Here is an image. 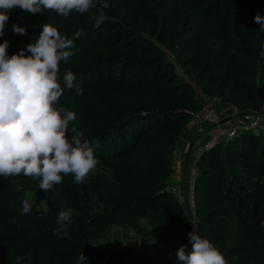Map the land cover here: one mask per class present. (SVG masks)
<instances>
[{
  "label": "trees",
  "instance_id": "1",
  "mask_svg": "<svg viewBox=\"0 0 264 264\" xmlns=\"http://www.w3.org/2000/svg\"><path fill=\"white\" fill-rule=\"evenodd\" d=\"M101 12L97 25L93 17ZM258 13L264 16V0H94L89 12L59 20L55 12L12 9L0 37L10 44L9 56L34 42L45 23L69 38L87 33L60 63L61 86L72 71L83 94L65 87L59 106L75 111L70 128L83 132L99 164L84 183L67 175L48 192L36 179L0 177V264H77L115 227L144 239L141 264H181L177 252L191 251L193 228L227 264H264L263 136L244 132L201 154L193 214L172 192L179 141L200 109L195 86L237 110L264 103ZM13 25L27 34H14ZM29 192L45 207H36ZM69 208L72 223L53 235L59 213ZM128 255L116 253L115 264H126Z\"/></svg>",
  "mask_w": 264,
  "mask_h": 264
},
{
  "label": "clouds",
  "instance_id": "2",
  "mask_svg": "<svg viewBox=\"0 0 264 264\" xmlns=\"http://www.w3.org/2000/svg\"><path fill=\"white\" fill-rule=\"evenodd\" d=\"M93 6L94 0H0V37L5 35L9 12L14 8L33 15L55 12L67 17L73 11L87 13ZM102 16L101 12L99 18L93 17L97 25ZM254 22L264 32V16L256 14ZM12 31L27 34L19 25H13ZM86 34L81 29L69 38L45 23L34 42L17 54L8 55L7 40L0 43V177L8 180L23 175L36 179L38 188L48 192L67 175L82 184L97 168L99 159L83 139V132L75 126L70 128L77 121L75 111L59 106L65 87L75 88L77 96L83 94L72 71L63 74L61 86L60 63L68 61L74 41ZM22 203L23 213H30L31 202L25 199ZM56 223L53 235L66 232L72 223V209L61 211ZM259 227L264 228V220ZM188 235L192 248L190 252L185 251L186 246L179 248L177 259L181 264H227L209 239L202 238L194 228Z\"/></svg>",
  "mask_w": 264,
  "mask_h": 264
},
{
  "label": "built area",
  "instance_id": "3",
  "mask_svg": "<svg viewBox=\"0 0 264 264\" xmlns=\"http://www.w3.org/2000/svg\"><path fill=\"white\" fill-rule=\"evenodd\" d=\"M196 98L200 104V109L191 114L192 121L199 127L211 130L207 140L200 145L201 154L218 144H225L244 132H251L257 136L264 137V103L256 105L247 110H238L230 114H223L217 107L214 99L207 96L200 88L195 86ZM201 156V155H200ZM200 156L195 159L192 169H196ZM178 153L175 154V162ZM176 167H174V170ZM172 192L177 196L183 205H191L190 198L179 193L176 185ZM144 239L139 237L120 243H112L109 250L103 253L87 252L81 255L77 264H115V254L120 251H127L126 264H141L138 255L144 247ZM157 247H162L160 244Z\"/></svg>",
  "mask_w": 264,
  "mask_h": 264
},
{
  "label": "crops",
  "instance_id": "4",
  "mask_svg": "<svg viewBox=\"0 0 264 264\" xmlns=\"http://www.w3.org/2000/svg\"><path fill=\"white\" fill-rule=\"evenodd\" d=\"M217 106L223 114H230L234 111H238L237 108L220 102H217ZM210 133L211 130L205 127H199L195 122L191 121L178 144V159L175 162L176 169L172 177V184L176 185L179 193L184 195L188 194L187 198H190V201L193 200V181L197 172L196 169H192L193 164L191 165L190 161L193 159L192 156L196 151V143H198V158L201 155L200 145L207 140ZM137 237L138 234L130 227H115L109 231L108 237L95 243L92 250L93 252L103 253L108 251L111 244L114 242H125Z\"/></svg>",
  "mask_w": 264,
  "mask_h": 264
},
{
  "label": "rangeland",
  "instance_id": "5",
  "mask_svg": "<svg viewBox=\"0 0 264 264\" xmlns=\"http://www.w3.org/2000/svg\"><path fill=\"white\" fill-rule=\"evenodd\" d=\"M59 19H62V17H59L58 18V20ZM53 27H56V25H52ZM197 145H198V143H196V151H197ZM196 151H195V153H196ZM193 154V159L190 161V164L192 165L193 163H194V161H195V159L197 158V155H199V152L197 151V153L196 154ZM27 195H28V197L30 198V201L36 206V207H38V208H44L45 206H44V204L42 203V204H40L39 202H37V200H36V198H35V195L32 193V192H29V193H27ZM186 195V198L188 197V194H185ZM186 206V205H185ZM186 207H188V210H189V212H190V214H193L192 213V210H191V205H190V207H189V205L187 204V206ZM230 235V239L233 241V243L235 242V240H237L239 237H238V234H237V232L234 230V229H232L231 231H230V233H229ZM229 245H232V244H229ZM126 263H127V261H126Z\"/></svg>",
  "mask_w": 264,
  "mask_h": 264
}]
</instances>
